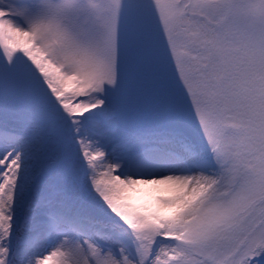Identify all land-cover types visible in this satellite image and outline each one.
Masks as SVG:
<instances>
[{"label":"snow or ice","instance_id":"1","mask_svg":"<svg viewBox=\"0 0 264 264\" xmlns=\"http://www.w3.org/2000/svg\"><path fill=\"white\" fill-rule=\"evenodd\" d=\"M0 264H264V0H0Z\"/></svg>","mask_w":264,"mask_h":264}]
</instances>
